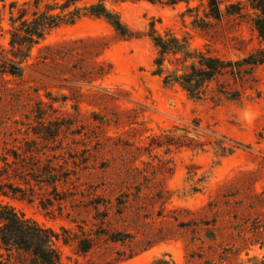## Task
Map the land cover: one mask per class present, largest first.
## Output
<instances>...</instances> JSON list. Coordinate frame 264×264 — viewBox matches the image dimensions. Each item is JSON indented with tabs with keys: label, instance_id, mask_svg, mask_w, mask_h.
I'll return each instance as SVG.
<instances>
[{
	"label": "rangeland",
	"instance_id": "1",
	"mask_svg": "<svg viewBox=\"0 0 264 264\" xmlns=\"http://www.w3.org/2000/svg\"><path fill=\"white\" fill-rule=\"evenodd\" d=\"M30 1L0 0L1 64L21 60L10 18ZM103 1L133 37L84 16L35 46L22 77L0 75V155L35 142L64 167L58 191L0 194V205L54 230L62 264H264V64L196 100L154 74L149 37L154 24L191 53L241 61L264 48L257 12L246 0H220L221 20L207 0ZM183 57L166 69L196 61Z\"/></svg>",
	"mask_w": 264,
	"mask_h": 264
},
{
	"label": "trees",
	"instance_id": "2",
	"mask_svg": "<svg viewBox=\"0 0 264 264\" xmlns=\"http://www.w3.org/2000/svg\"><path fill=\"white\" fill-rule=\"evenodd\" d=\"M128 1V0H115ZM141 1V0H129ZM154 4L176 5L181 2L190 3L193 0H145ZM87 0H32L11 15L10 45L15 50V56L21 60L15 63L6 59L0 63V75L9 73L22 77V63L29 58L31 50L45 40L54 29L64 24H74L84 16L105 19L122 38H131V32L121 21L117 12L109 9L103 0L86 4ZM257 16L254 25L259 38L264 42V0H246ZM85 5H81V4ZM15 8L13 3L11 9ZM236 5L229 7V13H239ZM207 18L221 20L224 13L220 0H207ZM3 35L2 17L0 14V37ZM149 37L158 48L155 60V75L162 78L166 87L179 85L189 97L201 100L208 95V86L219 82L225 77L244 79L255 68L264 64V48L247 56L241 61L225 60L210 52L191 53L187 40L166 34H159L152 24ZM183 55L184 59L194 58L196 61L186 66L182 74L169 71L165 67L168 57ZM193 56V57H192ZM237 93L234 97H237ZM28 149L20 152L12 149L0 155V194L18 195L31 198L36 193V186H52L58 191V182L63 178V165L54 163L55 157L42 153L35 142L26 143ZM18 182H23V187ZM43 206L48 205L43 201ZM59 235L50 228H45L36 221L26 218L8 205H0V264H62L56 248ZM154 264H170L160 259Z\"/></svg>",
	"mask_w": 264,
	"mask_h": 264
}]
</instances>
